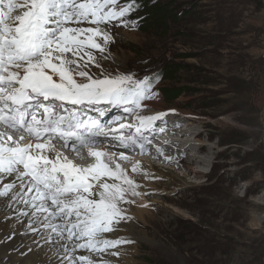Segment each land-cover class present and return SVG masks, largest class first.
I'll return each mask as SVG.
<instances>
[{
  "label": "snow or ice",
  "instance_id": "1",
  "mask_svg": "<svg viewBox=\"0 0 264 264\" xmlns=\"http://www.w3.org/2000/svg\"><path fill=\"white\" fill-rule=\"evenodd\" d=\"M141 7L137 0H0V122L34 138L21 144L23 137L0 132V206L11 226L0 230V242L26 238L0 253V264H115L104 256L119 257L121 245L135 242V234H105L134 220L126 207L136 203L132 197L155 193L138 191L119 165L102 158L114 155L112 148L122 159L126 150L143 153L175 110L144 114L145 102L159 98L156 69L140 75L101 61L112 58L111 29L138 28ZM99 138L107 148L97 150ZM54 141L75 152L87 148L96 163L77 165ZM156 153L177 159L162 147Z\"/></svg>",
  "mask_w": 264,
  "mask_h": 264
},
{
  "label": "rangeland",
  "instance_id": "2",
  "mask_svg": "<svg viewBox=\"0 0 264 264\" xmlns=\"http://www.w3.org/2000/svg\"><path fill=\"white\" fill-rule=\"evenodd\" d=\"M144 1L168 6L169 31L112 28V58L101 63L109 70L116 64L120 71L140 70V75L144 68L156 69L159 98L149 104L188 114L178 117V132L187 129L184 138L203 145L198 159L205 162L180 167L183 148L176 150L171 166L164 156H140L179 179L173 184L165 179L172 187L150 207L149 226L135 242L121 245L116 259H104L127 255L134 259L131 264H264V0ZM166 66L175 73H165ZM173 91L183 94L173 99ZM190 153L191 148L186 163ZM126 167L121 163L125 173Z\"/></svg>",
  "mask_w": 264,
  "mask_h": 264
},
{
  "label": "bare ground",
  "instance_id": "3",
  "mask_svg": "<svg viewBox=\"0 0 264 264\" xmlns=\"http://www.w3.org/2000/svg\"><path fill=\"white\" fill-rule=\"evenodd\" d=\"M115 61H116V63H118V60H115ZM145 103L148 104V106H149L148 109H150L149 113H147V114H154L156 112L166 111L164 109H160V107H158L155 104H152V103L149 104V101H147ZM182 116L189 117L188 114H185V113L180 112V111H175V115L173 116V118H175V119L171 120L169 123H166L167 133L164 134V138L162 139L164 141V143L160 144V145H157V144L154 145L152 156H153V158L158 157V154L156 153V147H162L163 149L166 148V150L169 153H166L165 155L173 154V156L175 154L177 155L176 150L181 151V149L183 148L182 154L180 155V157H178V159L180 160L179 166L183 167V168L184 167L185 168L186 167L191 168L190 165H192L194 163L201 161L202 162L201 164H203L205 162L204 160L202 161V160L198 159L199 158L198 153H200L201 150L203 149V147H202L203 145L201 144V146H199V145L193 144L190 140L185 139L184 138V137H186L185 135L189 134V131L187 129H185L186 130L185 133L183 131L178 132L179 128H180V122H181V119H179L178 117H182ZM121 122H129V121H121ZM191 130H192V128H191ZM125 131H129V130L126 129ZM157 132H159V131H157ZM156 133L151 134L153 136V139H154V135ZM182 135H183V137H182ZM200 136H201V133L197 135V137H199V138H200ZM29 141L33 142L32 139H30ZM176 145H180L181 148L180 147L176 148ZM190 148L193 149L194 153H190L191 158L188 161V163H186L187 158H185V155H186L188 149H190ZM97 150H102V148H99ZM143 154H147V153L143 152ZM155 154H157V155H155ZM88 156H90V155H88ZM125 156L127 158L122 159V158H120L119 153H118L117 155H110V158H108L107 160H109V162L114 163L113 165H115V166L112 168H115L117 165H119L121 168V163H130V161L133 160L134 162L132 163V165H130L131 167L127 170V173L129 175L130 179H133L136 183H138L141 186L138 189V191L153 190L155 194H153L151 196L143 195V196H138V197H132V199H134L136 201V203L133 205L132 204L130 205L129 214L134 217V220L129 222L128 225L123 226L122 229L118 233L105 234V237L109 238V239L116 238L119 236L132 237L134 234H135V238H136V235L138 234V232L139 233L144 232L149 226V222H148L147 218L151 217V215H152L150 212V207H152L153 204H155L156 202H158L160 200V196H162L161 192H165L168 190V188L172 187V185H168V184L166 185L165 184V179L171 178L170 179L172 181L171 184L177 182L176 179L177 180L179 179L178 177H176V175H174L170 172H165L161 169H158L157 165H154L150 161H147L148 160L147 158H146L147 159L146 160L144 158H140V156L134 157L133 155L127 154V153H125ZM162 159L165 160L164 157ZM102 160L105 163L106 157L102 158ZM172 162H176V161L174 160ZM137 165H139V171L133 172L132 171L133 167L137 166ZM146 172H151V173H153V175L163 177L164 179L159 180L160 184H157L156 183L157 180L151 179L145 175ZM138 174H141V176H138ZM198 174H200L199 171L196 173V175H198ZM147 180L150 181V183ZM163 197H165V196H163ZM168 198H170V197H168ZM2 204H3V198H0V205H2ZM144 204H147L149 206L148 207H140V205H144ZM3 215H4L3 207L0 206V230H3V232H10L11 231L10 224L6 223V222H2ZM137 223L139 224V226L136 225ZM3 232H0V234H3ZM144 235H146V234H144ZM146 237H148V236L146 235ZM21 239H26V238L17 235L11 241H9L7 243L0 242V253H3L5 251V249H10L13 244L18 243ZM136 240H138V238ZM149 241H147V242H149ZM106 257H108V255L104 256V258H106ZM109 258L110 259L111 258L116 259V257H111V256H109ZM133 260L134 259H131L126 255V256H122L121 258H119V261L116 260L114 262H115V264H126V263L131 264V262ZM125 261H128V262H125Z\"/></svg>",
  "mask_w": 264,
  "mask_h": 264
},
{
  "label": "trees",
  "instance_id": "4",
  "mask_svg": "<svg viewBox=\"0 0 264 264\" xmlns=\"http://www.w3.org/2000/svg\"><path fill=\"white\" fill-rule=\"evenodd\" d=\"M137 2L142 5L140 11L134 14V17L139 16L142 18L140 19V23H139V27H138L139 30L147 31V29L151 27H156L158 29H161L162 32H165V33L169 31L168 24H167L168 23L167 17L171 14V11H169L168 6H163L162 4L157 3V2L150 3L144 0H137ZM178 18L179 17H176V19ZM166 71L175 73L176 70L172 66H166L165 73H167ZM182 94H183V91L181 92L173 91V92H169V97L173 99H177L181 97Z\"/></svg>",
  "mask_w": 264,
  "mask_h": 264
},
{
  "label": "built area",
  "instance_id": "5",
  "mask_svg": "<svg viewBox=\"0 0 264 264\" xmlns=\"http://www.w3.org/2000/svg\"><path fill=\"white\" fill-rule=\"evenodd\" d=\"M263 57H264V55H263Z\"/></svg>",
  "mask_w": 264,
  "mask_h": 264
}]
</instances>
